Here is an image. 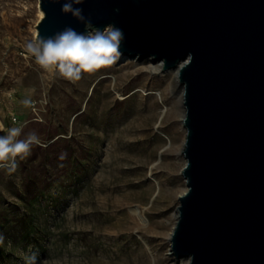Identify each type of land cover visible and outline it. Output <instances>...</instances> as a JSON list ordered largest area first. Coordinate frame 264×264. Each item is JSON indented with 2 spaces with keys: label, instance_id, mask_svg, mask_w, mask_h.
I'll return each mask as SVG.
<instances>
[{
  "label": "rangeland",
  "instance_id": "374dc122",
  "mask_svg": "<svg viewBox=\"0 0 264 264\" xmlns=\"http://www.w3.org/2000/svg\"><path fill=\"white\" fill-rule=\"evenodd\" d=\"M38 8L0 0V135L20 127L18 139L34 131L41 141L15 170L0 168V264H26L33 252L39 264H149L150 255L173 264L168 237L185 184L171 78L151 70V57L123 53L75 83L43 71L25 50Z\"/></svg>",
  "mask_w": 264,
  "mask_h": 264
},
{
  "label": "water",
  "instance_id": "95a60500",
  "mask_svg": "<svg viewBox=\"0 0 264 264\" xmlns=\"http://www.w3.org/2000/svg\"><path fill=\"white\" fill-rule=\"evenodd\" d=\"M38 0L35 37L86 23ZM91 27L115 25L120 52L177 67L180 169L169 248L187 264H264V0H82ZM118 10V11H117Z\"/></svg>",
  "mask_w": 264,
  "mask_h": 264
},
{
  "label": "clouds",
  "instance_id": "9594fccd",
  "mask_svg": "<svg viewBox=\"0 0 264 264\" xmlns=\"http://www.w3.org/2000/svg\"><path fill=\"white\" fill-rule=\"evenodd\" d=\"M50 3H59V0H50ZM81 3L82 0H65L61 11L85 22L86 28L91 30L78 33L69 26L54 36L34 37L25 45L27 55L34 58L39 68L47 73L58 71L62 78L72 83L79 81L84 73L112 65L121 54L120 47L125 39L123 29L115 25H107L103 29L91 27V21L84 16L83 9L75 7ZM29 103L28 100L24 101L25 106ZM21 132L20 127H13L8 129L6 135H0V168L15 170L18 159L24 160L31 154L33 145L41 144L36 132H29L25 138L18 139ZM64 158L65 154H62L60 159ZM26 264H39L37 253H31ZM149 264H155V258L151 255Z\"/></svg>",
  "mask_w": 264,
  "mask_h": 264
},
{
  "label": "bare ground",
  "instance_id": "6f19581e",
  "mask_svg": "<svg viewBox=\"0 0 264 264\" xmlns=\"http://www.w3.org/2000/svg\"><path fill=\"white\" fill-rule=\"evenodd\" d=\"M37 16H38V19L42 16V11H41L40 8H38V10H37ZM34 33L36 34V29H34ZM148 61L150 63L149 66H150V68H151V70L153 72L164 73L165 75H168L171 78L172 88H174L176 90V96L179 99V101L181 102L182 84H180L178 82L177 67L170 68V69H167L165 71H162L161 70V62L160 61L153 60L152 58H149ZM181 117H182V115H181ZM132 209H134V208H132ZM133 211L137 212L138 209L136 208ZM137 213L139 214V218L142 219V217H141L142 215L139 212H137ZM174 219H175V212H174ZM171 229L169 231V234L171 232ZM168 240H169V237H168ZM168 255L172 258L173 264H187L188 257H182V258L176 260L175 257H174V254H173V252H171L170 248H169V251H168Z\"/></svg>",
  "mask_w": 264,
  "mask_h": 264
},
{
  "label": "trees",
  "instance_id": "16d2710c",
  "mask_svg": "<svg viewBox=\"0 0 264 264\" xmlns=\"http://www.w3.org/2000/svg\"><path fill=\"white\" fill-rule=\"evenodd\" d=\"M65 141V140H63ZM60 144V140L58 139H55L53 140L52 142H50L46 148V150H51V149H54V147H56L57 145ZM56 152V151H54ZM62 154H56L55 153V156H54V159L57 160V159H60V156ZM69 156L67 154H65V158L63 160H66ZM32 176L30 175V172H26L25 175H23V178H22V181H23V186L24 188L26 189V191L29 193L30 192V183H31V179Z\"/></svg>",
  "mask_w": 264,
  "mask_h": 264
}]
</instances>
